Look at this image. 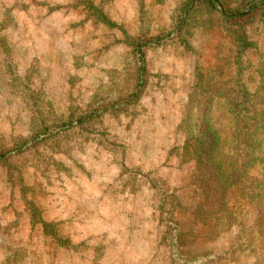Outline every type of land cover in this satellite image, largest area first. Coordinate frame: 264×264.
<instances>
[{
	"label": "rangeland",
	"instance_id": "1",
	"mask_svg": "<svg viewBox=\"0 0 264 264\" xmlns=\"http://www.w3.org/2000/svg\"><path fill=\"white\" fill-rule=\"evenodd\" d=\"M220 1L0 0V264H172L159 210L169 197L182 205L183 253L255 261L235 230L195 238L202 182L177 155L202 118L220 139L217 164L232 166L235 119L220 93L200 108L205 80L234 88L241 72L264 101V6ZM235 32L254 46L241 52ZM256 140L248 171L264 179V125Z\"/></svg>",
	"mask_w": 264,
	"mask_h": 264
},
{
	"label": "trees",
	"instance_id": "2",
	"mask_svg": "<svg viewBox=\"0 0 264 264\" xmlns=\"http://www.w3.org/2000/svg\"><path fill=\"white\" fill-rule=\"evenodd\" d=\"M193 6H205L217 10L220 0H192ZM255 2H252L253 4ZM255 6H264V0H258ZM190 5H187L188 9ZM193 7V9H194ZM186 13L187 11L184 10ZM226 20L234 17L222 14ZM235 41L241 52L254 46L244 32H235ZM140 52V48L137 47ZM140 55V54H139ZM141 63L137 89L144 88V58L140 55ZM241 72L228 80L233 87L205 88L212 81L205 80L195 95V101L202 110H207L212 99L219 93L225 96L230 104L235 123L231 137L233 145L230 149L232 166L217 164L215 155L219 150L220 139L209 122L200 118L194 125L185 126L186 140L177 152L186 163L193 162L202 182L203 199L197 207L195 220L202 227L196 239L215 243L226 233L233 230L240 238L245 239L244 250L251 254L255 261L252 264H264V179L253 178L249 168L255 161L257 148L256 135L264 125V101L260 91L253 94L241 81ZM139 92L131 99L138 100ZM182 209L176 198H166L159 206L161 221L167 223V239H170L169 251L172 264H200L201 255H187L181 251L180 223L173 221L174 216ZM36 216V215H33ZM45 234L55 239L61 245L67 241L59 238L54 231L53 223L40 218ZM68 247V246H66ZM211 257V255H208ZM213 261H208L211 264ZM2 264H13L6 261Z\"/></svg>",
	"mask_w": 264,
	"mask_h": 264
}]
</instances>
